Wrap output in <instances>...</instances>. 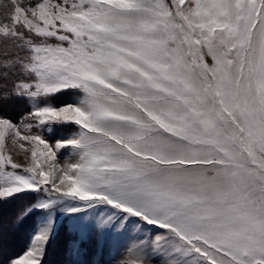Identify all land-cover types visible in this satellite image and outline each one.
Instances as JSON below:
<instances>
[{
	"label": "snow or ice",
	"instance_id": "obj_1",
	"mask_svg": "<svg viewBox=\"0 0 264 264\" xmlns=\"http://www.w3.org/2000/svg\"><path fill=\"white\" fill-rule=\"evenodd\" d=\"M58 216L65 264H264V0H8L0 264Z\"/></svg>",
	"mask_w": 264,
	"mask_h": 264
},
{
	"label": "rangeland",
	"instance_id": "obj_2",
	"mask_svg": "<svg viewBox=\"0 0 264 264\" xmlns=\"http://www.w3.org/2000/svg\"><path fill=\"white\" fill-rule=\"evenodd\" d=\"M7 3H8V0H0V18H2L4 16L5 6ZM70 99H71L70 97H61L56 102L57 103H64V102L69 101ZM15 116L16 115H13L11 117L15 118ZM3 151L6 154L7 153L12 154L15 162L20 163V164L26 163V160L24 159V152L19 147V144L14 145L11 140L6 139ZM30 216H32L34 218V223L29 230V235L33 231L34 227L40 222L41 213L40 212H33V214H31ZM69 221H70L69 217L58 216L56 239L52 242V244L48 250V254H47L45 264H65L66 257L64 255V243H65L66 238H68L70 235V233L68 231ZM106 258H107V256H105V259ZM59 260H60V262H57Z\"/></svg>",
	"mask_w": 264,
	"mask_h": 264
},
{
	"label": "trees",
	"instance_id": "obj_3",
	"mask_svg": "<svg viewBox=\"0 0 264 264\" xmlns=\"http://www.w3.org/2000/svg\"><path fill=\"white\" fill-rule=\"evenodd\" d=\"M17 111L18 110L15 108H10L8 110L10 116L16 115ZM33 223H34V218L32 216H29L24 225L23 232L19 234L18 238L14 242L16 251L18 252L23 251L25 247L26 239L29 236V230L32 227ZM57 262H60V260Z\"/></svg>",
	"mask_w": 264,
	"mask_h": 264
}]
</instances>
